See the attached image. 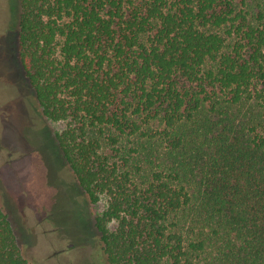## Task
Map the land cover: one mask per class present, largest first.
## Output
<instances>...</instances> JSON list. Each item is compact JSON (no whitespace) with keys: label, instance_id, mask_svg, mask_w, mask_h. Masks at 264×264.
<instances>
[{"label":"trees","instance_id":"16d2710c","mask_svg":"<svg viewBox=\"0 0 264 264\" xmlns=\"http://www.w3.org/2000/svg\"><path fill=\"white\" fill-rule=\"evenodd\" d=\"M18 1L17 61L66 122L56 151L106 200L99 263L264 264V0ZM17 234L0 197V264H31Z\"/></svg>","mask_w":264,"mask_h":264},{"label":"rangeland","instance_id":"374dc122","mask_svg":"<svg viewBox=\"0 0 264 264\" xmlns=\"http://www.w3.org/2000/svg\"><path fill=\"white\" fill-rule=\"evenodd\" d=\"M246 2L249 10L263 4ZM18 21L19 1L0 0V197L31 264H100L95 217L106 200L91 204L56 151L55 135L66 122L41 113L17 61ZM256 113L245 105L241 116ZM142 142L139 148L147 152L150 143ZM151 145L160 153L164 148L157 138ZM146 155L141 163L155 168L157 159ZM204 264H218L216 254H208Z\"/></svg>","mask_w":264,"mask_h":264}]
</instances>
